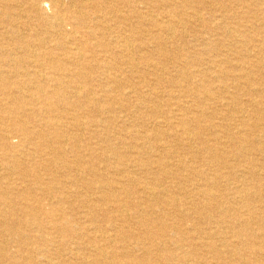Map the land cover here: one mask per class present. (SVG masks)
Returning a JSON list of instances; mask_svg holds the SVG:
<instances>
[{
    "label": "rangeland",
    "instance_id": "374dc122",
    "mask_svg": "<svg viewBox=\"0 0 264 264\" xmlns=\"http://www.w3.org/2000/svg\"><path fill=\"white\" fill-rule=\"evenodd\" d=\"M59 1L0 0V68L4 70L0 72V78L5 79H0V189L14 191L9 195L14 206L9 209L7 218L0 213V223L7 221L18 230L13 236L1 232L0 264H85V261L91 264L88 259H94L95 251L99 249L108 256L103 264H144V258H151V264H244L245 259L257 264V256H246L244 261L235 262L229 258L228 252L239 250L245 253L247 246L241 244V240L259 242L258 239L262 241L264 236V132L251 136L250 140L256 144L246 154L235 144L239 142L240 134L250 132L244 127L248 122L253 123L256 116L264 120V111L254 113L256 105L254 109L245 107L241 113L236 111L239 101L245 104L248 101L258 102L259 95L243 88L237 91L227 74L237 75L233 70L238 68L239 61H249L255 79L264 90V0H220L224 3L222 7H214L208 0ZM199 13L203 17L198 19ZM117 16H121L123 22ZM96 24L110 29L102 41L104 47L106 45L115 54L111 56L110 63L104 59L102 46H98L100 44L95 38L88 35L86 28ZM166 24H173L175 36L167 34ZM229 30L233 32L231 36ZM128 40L132 46L129 44L127 53H122L117 42ZM37 55L38 58H35ZM13 58L20 60L24 69L19 72L16 68L9 69L8 62ZM127 61L131 65L126 64ZM32 63L39 65L36 69L41 75L27 76V72L34 69L29 66ZM107 64L111 70L109 74H104L101 67ZM86 66L91 67L90 70ZM220 68L226 75L219 73ZM196 71L199 73L195 74ZM69 81H73L74 86L77 84V89H65V95L73 97L72 103L64 102L55 94L57 83ZM198 85L213 89L217 100L204 103L196 93ZM37 87L38 91L41 88V92H37ZM79 89L83 91L77 94L75 90ZM41 93L44 95L41 96ZM87 93L89 96L85 98ZM233 95L239 100L237 104L230 101ZM10 96L13 97L12 105L9 104ZM43 98L52 102L53 112L42 110ZM21 106L25 111H34L35 117L31 119L23 113H14V108L16 110ZM169 111L180 114L179 119L172 120V125L167 119ZM196 112L202 116L201 127L204 130L200 131V136L205 144L197 139L190 144H178L174 136L183 130H176L174 126L180 125L182 118L187 119V130L199 132L192 116ZM51 116L58 117L60 121L61 129L56 134L62 136L59 141L50 137L52 130L48 124L45 126L39 122ZM263 120L261 125L264 128ZM24 124L28 129L40 130L43 138L30 137L22 130ZM221 124L231 129L228 132L231 137L219 133L221 130L216 126ZM154 132L162 134V144L150 140L146 142L145 137L152 138ZM6 138L11 139L10 148H5L8 143ZM259 139L263 141L261 146L257 145ZM116 146L124 148L122 152L125 156L134 155V158L143 153V161L168 156L166 161L170 160L172 179L160 181L161 188H156L154 180L161 179L157 166L149 162L145 168L152 173L144 176L140 169L130 164L129 159L132 158L120 159L113 155ZM217 148L223 153L222 159L210 160V154ZM261 149L263 151H259ZM6 157H15L21 163L18 168L15 167L17 170L13 169V172L8 168ZM64 165L71 168H64ZM123 165L126 169L124 173ZM252 165L257 166L255 174L250 173ZM23 170L37 173L40 181L22 183L16 173L24 174ZM90 173L95 174L92 176ZM54 176L58 177V183L49 181ZM189 179L191 182H187ZM214 183L216 186L212 187ZM209 184L208 189L218 197L217 200L198 197V192ZM149 187L155 189V195L151 197L146 196ZM119 188L132 198L121 194L118 197ZM178 188L183 189L185 197L179 194ZM238 188L243 195L248 194V198L243 196L244 200L241 199ZM162 189L168 190L173 203L161 200L158 191ZM89 201L92 203L89 204ZM116 202L123 205L120 212ZM90 208L92 212L87 215ZM248 209H253V213ZM30 213L35 215L36 221H30L33 219ZM238 221H247L250 231L232 230L230 222ZM161 224L167 225L162 233L159 230ZM149 228L157 234L154 241L146 239ZM215 232L220 234L219 239L215 236L207 239V234ZM43 238L50 244L43 247ZM136 238L143 239L145 246H139ZM210 243L213 245L209 246Z\"/></svg>",
    "mask_w": 264,
    "mask_h": 264
},
{
    "label": "bare ground",
    "instance_id": "6f19581e",
    "mask_svg": "<svg viewBox=\"0 0 264 264\" xmlns=\"http://www.w3.org/2000/svg\"><path fill=\"white\" fill-rule=\"evenodd\" d=\"M5 1H7V0H5ZM16 1V0H15ZM42 1V0H41ZM59 1V0H58ZM209 1V3L210 4H212L214 7H222L223 6V2L222 1H220V0H208ZM30 2V1H29ZM56 2V1H55ZM60 2V1H59ZM138 2V1H137ZM256 2H258V1H256ZM252 3V2H251ZM255 3V2H254ZM10 4V3H9ZM13 4V3H12ZM18 4V3H17ZM35 4V3H34ZM153 4H155V3H153ZM190 4H192V3H190ZM208 4V3H207ZM250 4V3H249ZM36 5V4H35ZM47 5V4H46ZM9 6H11V5H9ZM18 6V5H17ZM37 6H38V4H37ZM148 6V5H147ZM155 6V5H154ZM207 6V5H206ZM61 7V6H60ZM62 7H63V5H62ZM61 7V8H62ZM71 7V6H70ZM158 7V6H157ZM77 8V7H76ZM155 8V7H154ZM245 8V7H244ZM5 9V8H4ZM3 9V10H4ZM8 9V8H7ZM6 9V10H7ZM57 9V8H56ZM75 9V8H74ZM74 9H72V10H74ZM151 9V8H150ZM158 9V8H157ZM161 9V8H160ZM220 9V8H219ZM66 10H68V8L66 9ZM80 10V9H79ZM181 10V9H180ZM60 11H61V9H60ZM71 11V10H70ZM118 11V10H117ZM161 11V10H160ZM188 11V10H187ZM52 12V11H51ZM50 12V13H51ZM78 12V11H77ZM2 13H4V12H2ZM70 13H72V12H70ZM74 13V12H73ZM79 13V12H78ZM83 13V12H82ZM186 13V12H185ZM49 14V13H48ZM61 14V13H60ZM64 14H65V12H64ZM122 14V13H121ZM124 14V13H123ZM153 14V13H152ZM193 14V13H192ZM195 14V13H194ZM58 16V15H57ZM64 16V15H63ZM82 16H83V14H82ZM192 16V15H191ZM7 17V16H6ZM10 17V16H9ZM41 17V16H40ZM59 17H62V16H59ZM65 17V16H64ZM66 17H67V15H66ZM78 17V16H77ZM164 17H166V16H164ZM203 16H200V13H199V15L197 16V18L199 19V18H202ZM63 18V17H62ZM117 19H119V20H121L122 21V17L121 16H117ZM157 19V18H156ZM95 20V19H94ZM187 20V19H186ZM201 20V19H200ZM208 20V19H207ZM206 20V21H207ZM4 21V20H3ZM44 21V20H43ZM59 21H61V19H59ZM154 21V20H153ZM158 21H160V20H158ZM175 21V20H174ZM184 21V20H183ZM53 22H54V20H53ZM63 22V21H62ZM93 22V21H92ZM123 22V21H122ZM165 22V21H164ZM45 23V22H44ZM52 23V22H51ZM160 23V22H159ZM169 23V22H168ZM187 23H190V22H187ZM124 24V23H123ZM157 24V23H156ZM181 24V23H180ZM55 25H57V24H55ZM132 25H134V24H132ZM58 26V25H57ZM74 26V25H73ZM155 26V25H154ZM157 26V25H156ZM215 27L214 28H216V25H214ZM1 27H2V25H1ZM78 27V26H77ZM108 27V26H107ZM134 27V26H133ZM139 27H141V26H139ZM165 29L168 31L167 32V34L168 33H170V36L172 35V36H175V30H174V27H173V24H166L165 26ZM187 27V26H186ZM1 29V28H0ZM87 29V31H88V35L89 36H92L93 38H95V40L97 41V43H99L100 45H98V46H102V49H103V51H102V54H103V56L105 57L104 59H105V61L107 62V63H110L111 62V56H113V54H114V52H113V50L112 49H107L106 48V45H105V47H104V45H103V43H102V41H103V39L106 37L105 35H106V32L108 31V30H110L109 28L107 29L106 27H101V26H98V24H96V26H93V27H87L86 28ZM185 29V28H184ZM217 29V28H216ZM263 29V28H262ZM7 31V30H6ZM181 31V30H180ZM207 32H208V30H206ZM237 31H239V30H237ZM183 32V31H182ZM197 32V31H196ZM212 32H214V31H212ZM216 32V31H215ZM235 32V31H234ZM140 33H141V31H140ZM178 33H180V32H178ZM217 33V32H216ZM228 33L230 34V36L233 34V32L232 31H228ZM64 34V33H63ZM72 34V33H71ZM182 34V33H181ZM235 34V33H234ZM60 35V34H59ZM252 35V34H251ZM262 35V34H261ZM88 36V37H89ZM128 36V35H127ZM137 36V35H136ZM149 36V35H148ZM34 37V36H33ZM145 37V36H144ZM241 37V36H240ZM245 37V36H244ZM122 38V37H121ZM131 38H133V37H131ZM170 38V37H169ZM227 38V37H226ZM263 38V37H262ZM52 39V38H51ZM79 39V38H78ZM83 39V38H82ZM45 40V39H44ZM49 40H50V38H49ZM75 40V39H74ZM114 40H116V39H114ZM184 40V39H183ZM246 40V39H245ZM137 41V40H136ZM144 41V40H143ZM62 42V41H61ZM85 42H87V41H85ZM248 42V41H247ZM71 43V42H70ZM80 43V42H79ZM240 43H243V42H240ZM246 43V42H245ZM45 44V43H44ZM117 44H118V47L121 49V52L122 53H127V51H128V47L131 45V43L129 42V40L128 41H122V42H117ZM130 44V45H129ZM248 44V43H247ZM250 44V43H249ZM257 44V43H256ZM87 45V44H86ZM140 45H141V43H140ZM239 45V44H238ZM242 45H244V44H242ZM132 46V45H131ZM67 47H69V46H67ZM222 47V46H221ZM251 47V46H250ZM263 47V46H262ZM130 48V47H129ZM20 49V48H19ZM78 49V48H77ZM132 49V48H131ZM167 49V48H166ZM264 49V48H263ZM34 50V49H33ZM73 50V49H72ZM71 50V51H72ZM76 49H74V51H75ZM238 50V49H237ZM80 51V50H79ZM85 51V50H84ZM152 51V50H151ZM167 51V50H166ZM235 51V50H234ZM25 52H28V48H25ZM180 52V51H179ZM34 53V52H33ZM77 53V52H76ZM250 53V52H249ZM258 53V52H257ZM260 53V52H259ZM35 54V53H34ZM82 54V53H81ZM80 55V54H79ZM83 55V54H82ZM115 55V54H114ZM229 55V54H228ZM234 55V54H233ZM244 55V54H243ZM246 55V54H245ZM13 56V55H12ZM81 56V55H80ZM93 56V55H92ZM11 57V56H10ZM84 57V56H83ZM167 57V56H166ZM35 58H38V55L35 57ZM49 58H51L50 56H49ZM81 58V57H80ZM161 58V57H160ZM83 59V58H82ZM89 59V58H88ZM80 60V59H79ZM74 62V61H73ZM135 62H136V60H135ZM199 62V61H198ZM221 62H223V61H221ZM229 62V61H228ZM249 62V61H248ZM246 60H243L242 62H240L239 61V64L238 65H236V67H238V68H236L235 70H233V73H235V74H237V75H233V76H230V75H228L227 74V77H230L231 79H230V81L233 83L232 85H233V87H234V89H236L237 91L241 88H243V89H247V92H249V93H255V94H257V95H259L258 96V98H259V100H258V102H255V101H248V102H246L247 104H245V103H243L242 101L240 102L236 97H234V95L236 96V94H234L233 96H231L230 97V101L232 100V103H234V104H237L238 102L237 101H239V107H237V108H235L236 109V111L237 110H240L239 111V113H241V112H243V109H246L245 107H249V108H253V106L254 105H256V111H254V113H257V110H262V111H264V90L262 89V84L261 83H258L259 81H257V79H255V74H254V72H253V68H252V65H249V63H248ZM136 63H138V62H136ZM185 63V62H184ZM191 63V62H190ZM40 64V63H39ZM43 64V63H42ZM126 64H130V62H126ZM139 64V63H138ZM203 64H204V62H203ZM212 64V63H211ZM8 65H9V69H15L16 68V70L18 71V70H20V69H24L23 67V64H22V62L20 61V60H16V59H14L13 58V60L11 59V60H9V62H8ZM75 65V64H74ZM131 65V64H130ZM136 65V64H135ZM155 65V64H154ZM177 65V64H176ZM186 65H187V63H186ZM206 65V64H205ZM219 65H220V63H219ZM29 66H30V68H34V69H32L30 72H27V76L29 77V75H31V74H34V75H39L40 74V70H38V69H36V68H39L38 66L39 65H36L35 63L33 64H29ZM126 66V65H125ZM128 66V65H127ZM139 66V65H138ZM207 66V65H206ZM221 66H222V64H221ZM77 67H81V66H77ZM119 67V66H118ZM128 67H130V66H128ZM219 66H218V64H217V66H216V68H218ZM91 68V67H90ZM90 68H89V66H86V69L87 70H90ZM146 68H147V66H146ZM207 68V67H206ZM36 69V70H35ZM79 69H81V68H79ZM126 69V68H125ZM124 69V70H125ZM148 69V68H147ZM35 70V71H34ZM110 67H109V64H107V65H104L103 67H101V71L104 73V74H109V72H110ZM127 70V69H126ZM134 70V69H133ZM202 70H203V68H202ZM205 70L206 69H204L203 71L205 72ZM34 71V72H33ZM130 71V70H129ZM181 71V70H180ZM185 71V70H184ZM255 71V70H254ZM0 72H4V70H2L1 68H0ZM19 72V71H18ZM21 72V71H20ZM23 72H26V71H23ZM93 72V71H92ZM137 73H138V71H136ZM149 72V71H148ZM151 72V71H150ZM199 73V71H196L195 72V74L196 73ZM260 72V71H259ZM130 73H132V72H130ZM167 73V72H166ZM203 73V72H202ZM206 73V72H205ZM204 73V74H205ZM219 73H223V69H221L220 68V71H219ZM226 73H228V72H226ZM262 73V72H261ZM1 74V73H0ZM95 74V73H94ZM192 74V73H191ZM207 74V73H206ZM210 74V73H209ZM224 75H226L225 73H223ZM6 75H8V74H6ZM41 75V74H40ZM20 76V75H19ZM86 76V75H85ZM136 76V75H135ZM159 76V75H158ZM216 76H218L217 75V72H216ZM6 77H8V76H6ZM44 77H46V75L44 76ZM76 77V76H75ZM220 77V76H219ZM2 79H4L3 77H1ZM0 78V79H1ZM31 78V77H30ZM69 78V77H68ZM139 78V77H138ZM142 77H140V79H141ZM218 78V77H217ZM119 79V78H118ZM129 79V78H128ZM218 79H220V78H218ZM5 80V79H4ZM114 80V79H113ZM122 81V80H121ZM145 81V80H144ZM149 82V81H148ZM4 83V82H3ZM101 83V82H100ZM74 82L73 81H69V82H60V83H57L56 84V86L58 87L57 88V91L55 92V94H56V96H58V98H60V99H63V101L64 102H66V103H72V98L71 97H68V96H66L65 94H66V92H65V89L66 88H75L76 86H77V84H76V86H74ZM89 84H91V83H89ZM116 84V83H115ZM138 84H140V83H138ZM153 84H155L154 82H153ZM177 84V83H176ZM33 85H35V84H33ZM81 85V84H80ZM135 85V84H134ZM188 85V84H187ZM14 86V85H13ZM189 86V85H188ZM199 86V88L197 89V91H196V93L199 95L198 96V98L199 99H202L203 100V102L205 103L206 101H214L215 102V100H217V97H215V93H214V90L213 89H211L209 86H204V85H198ZM119 87V86H118ZM145 87V86H144ZM28 88V87H27ZM85 88V87H84ZM38 87H37V92H41V88H40V90L38 91ZM75 89H77V88H75ZM82 89H83V87H82ZM102 89V88H101ZM184 89H185V87H184ZM224 89V88H223ZM68 90V89H67ZM70 90V89H69ZM72 90V89H71ZM124 90H125V88H124ZM228 90V89H227ZM76 91V93L78 92V91H83V90H81V89H79V90H75ZM22 92V91H21ZM130 92V91H129ZM132 92V91H131ZM191 92H192V90H191ZM191 92H189V93H191ZM43 93V92H42ZM41 93V94H42ZM75 93V94H76ZM108 93H110L109 91H108ZM107 93V94H108ZM136 93H138V92H136ZM136 93H134L133 92V94H136ZM185 93H187V92H185ZM224 93H226V92H224ZM223 93V94H224ZM229 93V92H228ZM237 94H238V92H236ZM36 94V93H35ZM77 94H80V92H78ZM106 94V93H105ZM158 94H159V92H158ZM227 94V93H226ZM44 94H42L41 96H43ZM120 95V94H119ZM122 95V94H121ZM232 95V94H231ZM33 96V95H32ZM89 96V93H87L86 94V96H85V98L86 97H88ZM127 96V95H126ZM164 96V95H163ZM94 97V96H93ZM191 97V96H190ZM95 99H96V97H94ZM101 98V97H100ZM180 98V97H179ZM209 98V99H208ZM29 99V98H28ZM36 99V98H35ZM88 99V98H87ZM169 99V98H168ZM4 100V99H3ZM11 100H13V97H9V104L10 105H12L13 104V102L11 101ZM39 100V99H38ZM37 100V101H38ZM85 100V99H84ZM97 100V99H96ZM121 100V99H120ZM150 100H152V99H150ZM1 101V100H0ZM33 101V100H32ZM90 101V100H89ZM95 101V100H94ZM101 101V100H100ZM119 101V100H118ZM146 101V100H145ZM179 101V100H178ZM27 102V101H26ZM93 102V101H92ZM115 102V101H114ZM196 102V101H195ZM237 102V103H236ZM1 103V102H0ZM145 103V102H144ZM85 104V103H84ZM147 104V103H146ZM158 104V103H157ZM184 104V103H183ZM41 105H42V110L43 111H46V112H48V113H51V112H53V104H52V102L51 101H49V98H43L42 99V101H41ZM56 105V104H55ZM103 105H104V103H103ZM115 105H117V104H115ZM149 105V104H148ZM229 105V104H228ZM25 106V105H24ZM26 106H28V105H26ZM25 106V107H26ZM153 106V105H152ZM174 106V105H173ZM172 106V107H173ZM186 106V105H185ZM198 106V105H197ZM73 107H75V109H77V107L76 106H73ZM112 107V106H111ZM125 107V106H124ZM163 107V106H162ZM230 107V106H229ZM2 108V107H1ZM23 107L21 106V108H19V109H16L15 110V108H14V113H18V114H21V113H23V114H25L27 117L29 116V118H33V117H35V115H34V111H32V110H29V109H27L26 111H25V109L23 108ZM83 108V107H82ZM119 108V107H118ZM154 108H155V106H154ZM3 109V108H2ZM13 109V108H12ZM36 109V108H35ZM84 109V108H83ZM97 109V108H96ZM122 109V108H121ZM127 109V108H126ZM139 109V108H138ZM137 109V110H138ZM158 109V108H157ZM200 109V108H199ZM234 109V110H235ZM254 109V108H253ZM20 110H21V112H20ZM22 110H24V112H22ZM124 110V109H123ZM187 110V109H186ZM7 111V110H6ZM9 111V110H8ZM11 111H13V110H11ZM73 111H75V110H73ZM134 111V110H133ZM160 111V110H159ZM206 111V110H205ZM233 111V110H232ZM4 112H5V110H4ZM93 112V111H92ZM100 112V111H99ZM114 112V111H113ZM118 112V111H117ZM181 112V111H180ZM185 112V111H184ZM251 112V111H250ZM253 112V111H252ZM201 113H203V112H201ZM227 113H230V111H228ZM99 114V113H98ZM97 114V115H98ZM106 114V113H105ZM190 114V113H189ZM230 114H232V113H230ZM45 115V114H44ZM52 115V114H51ZM101 115V114H100ZM103 115H104V113H103ZM117 115V114H116ZM116 115H114V116H116ZM179 115L180 114H175V112H173V111H169V113H168V122H169V124L170 125H172V120H175V119H179ZM206 115V114H205ZM36 116H38V115H36ZM47 116H48V114H47ZM111 116V115H110ZM136 116V115H135ZM192 116L194 117L193 119H194V121L196 122L195 124L197 125V129L199 130V132H195L194 130H187L186 128H185V126L188 124L187 123V119H185V118H182L181 119V123H180V125H177V126H174V128L176 129V130H180V131H182V132H180V133H178L177 132V134L174 136L175 137V139H176V142H178V144L180 143V144H183V145H185V144H187V143H191L194 139H197L198 141H200V142H202V144L204 145L205 143L203 142V138H201V136H200V131H202V130H204L203 129V127H201V123H202V116L200 115V113H192ZM211 116H212V114H211ZM210 116V117H211ZM224 116V115H223ZM222 116V117H223ZM42 117V116H41ZM45 117V116H44ZM52 118V119H51ZM58 118V117H57ZM56 117H50V119H41L39 122H41V124L42 125H45V126H47V124H48V127H50V129L52 130L51 132H52V134H51V138H53V139H55V140H57V141H59L60 140V138L62 137V136H58V135H56V134H59L57 131H60V129H61V125L59 126V123H60V121H58V119H57ZM91 118V117H90ZM153 118V117H152ZM160 118V117H159ZM227 118V117H226ZM121 119V118H120ZM165 119V118H164ZM163 119V120H164ZM254 119V118H253ZM13 120V119H12ZM11 120V121H12ZM25 120V119H24ZM50 120V121H49ZM154 120H156V119H154ZM215 120V119H214ZM221 120H223V119H221ZM226 120V119H225ZM262 118L259 116V117H255V121L253 122V123H251V124H249V122L246 124V126H244V127H247L248 128V130H250V132L249 133H247L246 135H243V134H240L241 135V137H240V140H238L239 142L237 143H235L236 144V146L237 147H239V148H242V150H241V152L242 153H244V154H246L248 151H249V149H251L253 146H254V144H256V143H253L252 142V140H250L251 139V136H253L255 133H259V132H264V128L262 127V125H261V122H262ZM8 122H9V120H7ZM6 121V122H7ZM10 121V122H11ZM102 121V120H101ZM100 121V122H101ZM161 121V120H160ZM252 121V120H251ZM264 121V120H263ZM13 122V121H12ZM71 122V121H70ZM75 122V121H74ZM109 121H107L106 122V125H107V123H108ZM112 122V121H111ZM167 122V121H166ZM243 122V121H242ZM14 124V123H13ZM102 124H105V122H103ZM219 124V123H218ZM244 124V125H245ZM18 125V124H17ZM30 125V124H29ZM175 125V124H174ZM189 125V124H188ZM38 126V125H37ZM103 126V125H102ZM118 126V125H117ZM154 126V125H153ZM13 127V126H12ZM126 127H127V125H126ZM129 127V126H128ZM216 127H218V130H221V131H219V133H221V135H229L230 137H231V135L228 133L231 129L229 128V127H227V126H223V124H221V125H219V126H216ZM4 127H2V129H3ZM13 128H15V127H13ZM33 128V127H32ZM116 128V127H115ZM130 128V127H129ZM143 128V127H142ZM153 128V127H152ZM166 128V127H165ZM5 129V128H4ZM93 129V128H92ZM174 129V130H175ZM212 129H214V128H212ZM14 130V129H13ZM16 130V129H15ZM22 130L24 131V132H27L28 133V135H30V137H35V139H42L43 137L42 136H44L43 134H41V132H40V130H36V129H31V128H29L28 129V127H26V124H24L23 125V127H22ZM67 130V129H66ZM82 130V129H81ZM94 130V129H93ZM167 130V129H166ZM4 131V130H3ZM20 131V130H19ZM149 131H151V130H149ZM159 131V130H158ZM197 131V130H196ZM18 132V131H17ZM76 132V131H75ZM84 132V131H83ZM166 132V131H165ZM168 132H170V131H168ZM167 132V133H168ZM189 132H191V133H189ZM22 133V132H21ZM76 133H78V132H76ZM75 133V134H76ZM217 133V132H216ZM223 133V134H222ZM17 134V133H16ZM73 134V133H72ZM96 134V133H95ZM147 134V133H146ZM154 134L155 135H152L151 137L152 138H150V136H149V138H148V135L145 137V139H146V142H147V140H150V141H156V142H158V143H161V141L164 139V138H160L161 137V135L162 134H156L155 132H154ZM212 134V133H211ZM218 134V133H217ZM8 135V134H7ZM27 135V134H26ZM101 135V134H100ZM100 135H98V137H100ZM185 135H187L186 137H185ZM82 136V135H81ZM97 136V135H96ZM165 135H163V137H164ZM228 136V137H229ZM68 136H66V138H67ZM166 137V136H165ZM170 137H171V135H170ZM224 137V136H223ZM263 137V139H264V136H262ZM3 138V137H2ZM11 138V137H10ZM8 139V138H6V141L8 142L6 145H5V148H10V146H12V144L9 142L11 139ZM49 138V137H48ZM116 138V137H115ZM131 138H133V137H131ZM135 138V137H134ZM172 138V137H171ZM3 139H5V138H3ZM138 139H139V137H138ZM207 139H208V137H207ZM29 140V139H28ZM65 140V139H64ZM106 140V138H104V140L103 141H105ZM122 140V139H121ZM124 140V139H123ZM209 140V139H208ZM262 140V139H261ZM30 141V140H29ZM50 141V140H49ZM119 141V140H118ZM125 141V140H124ZM214 141H215V138H214ZM12 142V141H11ZM31 142V141H30ZM83 142V141H82ZM108 142V141H107ZM145 142V143H146ZM186 142V143H185ZM194 142V141H193ZM222 142V141H221ZM221 142L219 143V144H221ZM224 142V141H223ZM259 143H257V145L258 146H261V144L263 143V141H260V139H259V141H258ZM29 143V142H28ZM67 143V142H66ZM240 143V145H238ZM30 144V143H29ZM64 144H65V141H64ZM124 144H126V142H124ZM147 144V143H146ZM162 144V143H161ZM168 145V144H167ZM173 145V144H172ZM221 145H223V144H221ZM248 145V146H247ZM20 146V145H19ZM25 146V145H24ZM32 146H33V144H32ZM61 146H62V144H61ZM194 146V145H193ZM26 147H27V145H26ZM30 147V146H29ZM125 147V146H124ZM217 147V146H216ZM28 148V147H27ZM34 148V147H33ZM50 148V147H49ZM126 148V147H125ZM190 148V147H189ZM263 148V147H262ZM14 149V148H13ZM40 149V148H39ZM127 149V148H126ZM145 149H147V148H145ZM149 150L151 149V148H148ZM168 149H169V147H168ZM192 149V148H191ZM207 149H209V148H207ZM109 150V149H108ZM124 150V148H122V147H114L113 148V155L115 156V157H117V158H123V157H129V156H125L124 154H123V151ZM214 150V149H213ZM29 151V150H28ZM259 151H263L262 149L261 150H259ZM26 152V151H25ZM34 152V151H33ZM53 152H55V150L53 151ZM90 152V151H89ZM145 152V151H144ZM21 153V152H20ZM165 153L168 155L169 153H168V151L165 149ZM208 153H209V151H208ZM18 154V153H17ZM37 154H39V153H37ZM49 154V153H48ZM47 154V155H48ZM65 154V152L63 153V155ZM143 153H138V155H137V157H134L133 158V156L134 155H131L129 158H132L131 160L129 159V161H130V164L131 163H133V165L135 166V168H137L138 170L140 169L142 172V174H144V176H146V175H149L150 173H152V171H150L149 169H146L145 168V166H149L148 165V163L149 162H152V164L153 165H156L157 167H156V169H159V173H160V175H161V179L160 180H158V179H156V180H154V183H155V187L156 188H158V187H160L161 188V185H160V181H165V180H169V179H172V177H173V175H172V173L170 172V167L171 166H169L170 165V160H168V161H166L167 159H168V156H161V157H159L158 159H153L152 157L151 158H149V160H147V161H143V159L141 158V155H142ZM176 154V153H175ZM194 154H195V152H194ZM10 155V154H9ZM27 155V154H26ZM30 155V154H29ZM34 155V154H33ZM42 155V154H41ZM127 155V154H126ZM146 155V154H145ZM177 155V154H176ZM226 155V154H225ZM5 156H6V154H5ZM30 156H32V154L30 155ZM35 156V155H34ZM51 156V155H50ZM20 157V156H19ZM24 157V156H23ZM33 157V156H32ZM222 157H223V153H221V152H219V148H217V149H215L214 150V152L213 153H211L210 154V157H209V159L210 160H215V161H219V160H221L222 159ZM18 158V157H17ZM47 159V158H46ZM153 159V160H152ZM39 160H41V159H39ZM43 160V159H42ZM111 160V159H110ZM177 160V159H176ZM54 161V160H53ZM74 161V160H73ZM82 160H80V162H81ZM224 161V160H223ZM55 162H58V161H55ZM62 162V161H61ZM71 162V161H70ZM79 162V161H78ZM77 162V163H78ZM84 163L86 162V161H83ZM6 163H7V166H8V168H10L12 171H13V169H16L15 167H19L20 165H21V163L20 162H18L17 161V159H15V157H6ZM26 163V162H25ZM74 163V162H73ZM88 163V162H87ZM96 163V162H95ZM56 164V163H55ZM59 164V163H58ZM81 164H83V163H81ZM114 164V163H113ZM181 164V163H180ZM54 165V164H53ZM61 165V164H60ZM86 165H88V164H86ZM186 165V164H185ZM223 165V164H222ZM89 166V165H88ZM91 166V165H90ZM108 166V165H107ZM127 166V165H126ZM27 167V166H26ZM44 167V166H43ZM50 167V166H49ZM52 167V166H51ZM50 167V168H51ZM71 168V167H69V166H66V165H64V168ZM108 167H110V166H108ZM257 166H251V168H250V173L251 174H255V172H256V168ZM7 168V167H6ZM58 168V167H57ZM261 168V167H260ZM78 169V168H77ZM91 169H92V167H91ZM131 169H134L133 167L131 168ZM156 169H155V171H156ZM196 169V168H195ZM212 169V168H211ZM17 170V169H16ZM44 170V169H43ZM198 170V169H197ZM218 170V169H217ZM25 173L23 174V173H16V175L18 176V177H20V179H21V181H22V183H25V182H28V184H29V181H40V175H38L37 173H32V172H30V171H28V170H23ZM126 171V169L124 168V165L122 166V172L124 173ZM173 171V170H172ZM196 171V170H195ZM14 172V171H13ZM95 172V171H94ZM46 173V172H45ZM99 173V172H98ZM101 173V172H100ZM138 173V172H137ZM136 173V174H137ZM194 173V172H193ZM262 173V172H261ZM3 174V173H2ZM76 174H77V172H76ZM85 174V173H84ZM92 176H93V174H95V173H90ZM200 174V173H199ZM107 175V174H106ZM158 175V174H157ZM194 175V174H193ZM201 175V174H200ZM200 175H199V177H200ZM216 175V174H215ZM257 175H258V173H257ZM260 175V174H259ZM258 175V176H259ZM88 176V175H87ZM133 176H135V175H133ZM140 176V175H139ZM261 176V175H260ZM7 177V176H6ZM55 177V176H54ZM53 177V179H51V180H49V181H55V182H57L58 183V177H55L54 178ZM96 177V176H95ZM104 177H106V176H104ZM192 177V176H191ZM1 178V177H0ZM61 178V177H60ZM97 178V177H96ZM117 178V177H116ZM131 178H133V177H131ZM151 178H152V176H151ZM220 178V177H219ZM239 178V177H238ZM2 179V178H1ZM134 179V178H133ZM152 179H154V178H152ZM151 179V180H152ZM207 179V178H206ZM82 180V179H81ZM94 180V179H93ZM96 180V179H95ZM100 181H102L101 179H99ZM145 180V179H144ZM146 180H147V177H146ZM258 180V179H257ZM264 180V179H263ZM3 181H5V180H3ZM33 181H32V183H33ZM98 181V180H97ZM131 181H135V180H131ZM210 181V180H209ZM230 181V180H229ZM247 181V180H246ZM95 182V181H94ZM103 182V181H102ZM187 182H191V180L189 179V180H187ZM119 183V182H118ZM134 183V182H133ZM171 183H173V180H171ZM243 183V182H242ZM248 183V182H247ZM25 184H27V183H25ZM145 184V183H144ZM148 184V183H147ZM99 185V184H98ZM102 185H104V184H102ZM178 185V184H177ZM146 186V185H145ZM210 186V184L206 187V189L205 188H203L202 190H200V193L198 192V197H201L202 199H206V200H217V198L218 197H216L215 196V194L213 193V192H211L209 189H208V187ZM216 186V184L214 183L213 184V186L212 187H215ZM32 187V186H31ZM44 187V186H43ZM120 187V186H119ZM146 187H148V186H146ZM178 187V186H177ZM231 187V186H230ZM116 188V187H115ZM124 188L126 189L127 187H125L124 186ZM129 188H130V186H129ZM221 188V187H220ZM10 188H8V189H6V190H4V189H0V199H2V201H0V213L2 214V215H4L5 216V218H7V216H8V214H9V209L11 208V207H13L14 206V204H13V200H12V198L11 197H9V195H11L14 191H12L11 192V190H9ZM36 189H38V190H40L39 189V187H37ZM128 189V188H127ZM178 189H180V195H182L183 197H185L186 196V194H184L183 192V189L182 188H178ZM239 189V188H238ZM102 190V189H101ZM140 190V189H139ZM142 190V189H141ZM153 190H155L154 189V187L153 188H148L147 189V194H146V196H148V197H151V196H153V195H155V191H153ZM104 191V190H103ZM114 191H116V190H114ZM128 191V190H127ZM131 191V190H130ZM239 191V194L241 195L240 196V198L241 199H243L244 200V197H246V198H248V194L245 196V195H243V192L242 191H240V189L238 190ZM249 191V190H248ZM137 192V191H136ZM73 193V192H72ZM107 193H109V192H107ZM112 193V192H111ZM117 193H118V197H120L119 195L121 194V195H127V196H130L126 191H124V189L123 188H119V190L117 191ZM158 193H159V196L161 197V200L164 202V203H173V200L171 199V197H170V195H169V192H168V190L167 189H162V190H160V191H158ZM132 194H133V192H132ZM27 195V194H26ZM112 194H110V196H111ZM252 195V194H251ZM264 195V194H263ZM28 196V195H27ZM91 196V195H90ZM244 196V197H243ZM255 196V195H254ZM262 196V195H261ZM117 197V198H118ZM131 197V196H130ZM92 198V197H91ZM103 198V197H102ZM116 198V200H118ZM122 198V197H121ZM132 198V197H131ZM156 198V197H155ZM159 198V197H158ZM104 199V198H103ZM128 199H130V198H128ZM6 200H9V201H6ZM108 201V199H105V201ZM115 200V199H114ZM190 200H192V198L190 199ZM47 201V200H46ZM152 201V200H151ZM203 201V200H202ZM51 202H52V200H51ZM50 202V203H51ZM98 202V201H97ZM112 202V201H111ZM115 202V201H114ZM114 202H112V203H114ZM133 202V201H132ZM146 202L147 201H145V204H146ZM157 202V201H156ZM89 204L90 203H92V202H88ZM117 203V207H118V209H119V212H120V209H121V206H123L122 205V203H120V202H116ZM140 203V202H139ZM244 203V202H243ZM97 204V203H96ZM142 204H144V202L143 203H141V204H139L138 205V207H141L142 206ZM57 205V204H56ZM101 205V204H100ZM262 205V204H261ZM25 206V205H24ZM207 206V205H206ZM125 207V206H124ZM32 208V207H31ZM56 208V207H55ZM218 208V207H217ZM220 208H221V206H220ZM241 208V207H240ZM91 209L92 208H90V212H88L87 213V215H90L91 214ZM125 209V208H124ZM127 209V208H126ZM67 210V209H66ZM128 210V209H127ZM253 209H251V210H247L248 212H251V213H253V211H252ZM94 211V210H93ZM126 211V210H125ZM124 211V212H125ZM72 212V211H71ZM147 212V211H146ZM220 212V211H219ZM20 213V212H19ZM46 213V212H45ZM232 213V212H231ZM83 213H81V215H82ZM30 216H32L33 217V219L32 220H30V221H36L37 219L35 218V215L34 214H32V213H30L29 214ZM138 216V215H137ZM147 216V215H146ZM28 218V217H27ZM30 218V217H29ZM244 218V217H243ZM145 219H147V218H145ZM23 221V220H22ZM46 221V220H45ZM125 222V221H124ZM140 223V222H139ZM216 223V222H215ZM220 223H223V222H220ZM119 224V223H118ZM149 224V223H148ZM216 224H219L218 222L216 223ZM32 225V224H31ZM88 225V224H87ZM120 225V224H119ZM149 225H151V224H149ZM163 225V226H162ZM220 225V224H219ZM230 225L232 226V230H235V228H238L239 230H240V232H248V231H250V229H249V226H250V224H248V222L247 221H238V222H230ZM261 225V224H260ZM33 226V225H32ZM129 226V225H128ZM0 227L2 228L1 229V231H0V234H2L1 232H3V233H9L10 235H14V234H16L17 235V232H18V230L15 228V226L14 225H10L7 221H4V222H1L0 223ZM119 227V226H118ZM35 228H36V226H35ZM111 229V228H110ZM167 229V225H165V224H161L160 225V228H159V230H160V232L162 233L163 231H165ZM92 230V229H91ZM118 230V229H117ZM143 230V229H142ZM221 230V229H220ZM21 231V230H20ZM94 231H96V230H94ZM134 231V230H133ZM225 231V230H224ZM104 232V231H103ZM139 232V231H138ZM88 233H90V232H88ZM242 234V233H241ZM78 235V234H77ZM137 235V234H136ZM146 235H147V237H146V239L148 240V241H154V240H156V237H157V234L156 233H154V231L151 229V228H149L147 231H146ZM219 235L220 234H218V232H215V233H212V234H207L206 235V237H207V239H210V238H213V236H215V237H217L218 239H219ZM244 235V234H243ZM239 236V234H237V237ZM260 236V235H259ZM125 238V237H124ZM135 238V237H134ZM139 238V237H138ZM138 238H136L137 239V241H138V245L140 246V244H142V246L144 247L145 246V242L144 243H142V241H143V239H139L138 240ZM261 238H263L262 239V241H260L259 239H258V241L259 242H257L256 240H254V241H251V240H241V244H246V246H247V249H246V251H245V253H243V252H240L239 250H229V258L232 260V261H237V260H239V261H244V257H246V256H257V259L259 260V261H256V263L257 264H264V236L263 237H261ZM111 239V238H110ZM132 239V238H131ZM239 239H240V237H239ZM25 240V239H24ZM42 241V243H43V247H45L47 244L49 245L50 243L45 239V238H43V239H41ZM76 240V239H75ZM112 240H113V238H112ZM128 240V239H127ZM253 240V239H252ZM22 241V240H21ZM213 241V240H212ZM13 242V241H12ZM114 242V241H113ZM237 242H240V241H237ZM156 243V242H155ZM183 243V242H182ZM135 244V243H134ZM146 244H148V243H146ZM131 245V244H130ZM132 245H133V243H132ZM207 246H208V243L206 244ZM213 244L212 243H210V245L209 246H212ZM223 245L224 246H226V242L225 241H223ZM113 246V245H112ZM194 246V245H193ZM246 246H244V247H246ZM126 247H127V245H126ZM129 248V247H128ZM183 247H181V249H182ZM93 249V248H92ZM97 249V248H96ZM129 249H131V248H129ZM212 249V248H211ZM7 250V249H6ZM88 250V249H87ZM91 250V249H90ZM121 250H123V248H121ZM112 252V251H111ZM225 252V251H224ZM93 253V252H92ZM95 253H96V256H94L95 258L94 259H88V262L90 263L91 262V264H103L106 260H107V258H108V256H107V253H105L104 254V250H102V249H99V250H97V251H95ZM30 254V253H29ZM148 255H149V252L147 253ZM146 254V255H147ZM154 254H155V252H154ZM145 255V256H146ZM159 255V254H158ZM31 256H33V254H31ZM81 256V255H80ZM89 256H92V255H89ZM109 257H111V256H109ZM187 257V256H186ZM91 258V257H90ZM131 258V257H130ZM47 259V258H46ZM110 259V258H109ZM108 259V260H109ZM28 260V259H27ZM52 260V259H51ZM86 260V259H85ZM162 260V259H161ZM23 261H25V260H23ZM208 261V260H207ZM6 262V261H5ZM51 262V261H50ZM86 263H87V261H85ZM143 262H144V264H151V262H152V259L151 258H144L143 259ZM9 262H7V264H8ZM28 263V262H27ZM31 263V262H30ZM29 263V264H30ZM85 263V264H86ZM112 263V262H111ZM130 264H134V262H129ZM136 264H138L137 262H135ZM160 263V262H159ZM169 264H170V262H168ZM191 263V262H190ZM251 263H254V262H251L250 260H246L245 259V261H244V264H251ZM2 264H4V263H2ZM26 264V263H25ZM56 264V263H55ZM113 264V263H112ZM188 264V263H187Z\"/></svg>",
    "mask_w": 264,
    "mask_h": 264
}]
</instances>
